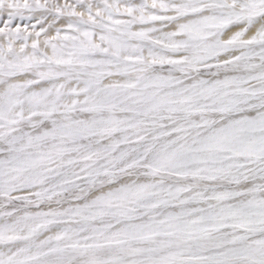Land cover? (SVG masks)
I'll use <instances>...</instances> for the list:
<instances>
[{
    "label": "snow or ice",
    "instance_id": "6c2138e0",
    "mask_svg": "<svg viewBox=\"0 0 264 264\" xmlns=\"http://www.w3.org/2000/svg\"><path fill=\"white\" fill-rule=\"evenodd\" d=\"M0 264H264V0H0Z\"/></svg>",
    "mask_w": 264,
    "mask_h": 264
}]
</instances>
